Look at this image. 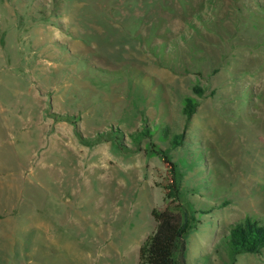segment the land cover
<instances>
[{
	"label": "rangeland",
	"instance_id": "rangeland-1",
	"mask_svg": "<svg viewBox=\"0 0 264 264\" xmlns=\"http://www.w3.org/2000/svg\"><path fill=\"white\" fill-rule=\"evenodd\" d=\"M159 148L188 264L229 263L264 221V0H0V264H138L177 203Z\"/></svg>",
	"mask_w": 264,
	"mask_h": 264
},
{
	"label": "trees",
	"instance_id": "trees-1",
	"mask_svg": "<svg viewBox=\"0 0 264 264\" xmlns=\"http://www.w3.org/2000/svg\"><path fill=\"white\" fill-rule=\"evenodd\" d=\"M194 90L201 91L198 87ZM196 106L190 98L186 99L183 113L187 119L196 111ZM183 138V132L175 134L172 144H180ZM157 153L166 171L164 180L160 182L164 197L177 203L151 211L156 227L139 247L138 264H188L186 237L194 226L195 211L180 199L182 174L170 155V149L159 148ZM228 244L231 259L227 264H234L238 254L260 252L264 248V221L246 217L236 222L229 231Z\"/></svg>",
	"mask_w": 264,
	"mask_h": 264
}]
</instances>
